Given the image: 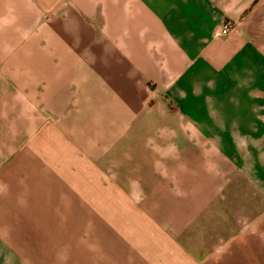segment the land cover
Instances as JSON below:
<instances>
[{
  "label": "crops",
  "instance_id": "0c3cea01",
  "mask_svg": "<svg viewBox=\"0 0 264 264\" xmlns=\"http://www.w3.org/2000/svg\"><path fill=\"white\" fill-rule=\"evenodd\" d=\"M263 11L0 0V264L16 218L87 236L83 264H264Z\"/></svg>",
  "mask_w": 264,
  "mask_h": 264
},
{
  "label": "rangeland",
  "instance_id": "374dc122",
  "mask_svg": "<svg viewBox=\"0 0 264 264\" xmlns=\"http://www.w3.org/2000/svg\"><path fill=\"white\" fill-rule=\"evenodd\" d=\"M264 13L261 12V14ZM263 16V15H262ZM259 26H254L252 28V39L254 40L257 47L264 53V16L261 17L258 21ZM262 143V140H261ZM237 157V156H236ZM242 157V156H240ZM260 159L261 166L258 165L253 166L252 164V170H251V176L255 174H259V172H264V153L261 154V156H258ZM257 157V158H258ZM254 156H252V159ZM255 162V161H254ZM254 183H251V195H257L258 189L256 187H253ZM257 184V183H256ZM261 193H263L261 191ZM253 200V199H252ZM251 211H258L257 210V204H254L252 202L251 204ZM25 221L37 222L38 220L32 219H23L20 218L16 219H6V223L9 222V224L13 225L12 223H15L14 226L16 228H13L12 231L18 230L23 231L24 233L21 234H6V248H9V250H6V264H34V260L37 257L40 258L43 255V264H83V254L84 250L88 249L87 245H84L83 242H86L87 236H84L81 234H75V235H67V234H58L56 233H46L44 234L43 231L40 232V228L38 229L34 228L35 225H27V228H20L24 227L22 223ZM50 225L51 220H45ZM50 229V228H49ZM49 229H43V230H49ZM51 230V229H50ZM57 230V229H55ZM82 230V229H81ZM58 231V230H57ZM40 232V233H38ZM91 244H90V253L92 255H95L98 253V242H99V236L91 235ZM12 243L15 244H27L22 245L27 246L28 248H37L31 249V250H12L15 249L14 246L16 245H10ZM9 244V245H7ZM31 244V245H30ZM19 247V246H16ZM21 248V247H19ZM43 248V249H41ZM87 248V249H85ZM10 259V260H9ZM262 264V261L259 258H256V256H251L247 260V264Z\"/></svg>",
  "mask_w": 264,
  "mask_h": 264
},
{
  "label": "built area",
  "instance_id": "2783aa9c",
  "mask_svg": "<svg viewBox=\"0 0 264 264\" xmlns=\"http://www.w3.org/2000/svg\"><path fill=\"white\" fill-rule=\"evenodd\" d=\"M227 31H228V26L227 25L226 26H223L222 31H221V34H226Z\"/></svg>",
  "mask_w": 264,
  "mask_h": 264
}]
</instances>
